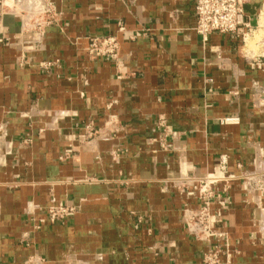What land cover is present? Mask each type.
Returning a JSON list of instances; mask_svg holds the SVG:
<instances>
[{
  "label": "crops",
  "instance_id": "0c3cea01",
  "mask_svg": "<svg viewBox=\"0 0 264 264\" xmlns=\"http://www.w3.org/2000/svg\"><path fill=\"white\" fill-rule=\"evenodd\" d=\"M6 1L0 264H203L223 241L184 221L202 181H173L264 168V0H243L245 38L201 37L192 0H42L50 22ZM104 35L114 58L87 52ZM211 189L223 264H264V195L237 177ZM60 204L75 210L51 221Z\"/></svg>",
  "mask_w": 264,
  "mask_h": 264
},
{
  "label": "built area",
  "instance_id": "2783aa9c",
  "mask_svg": "<svg viewBox=\"0 0 264 264\" xmlns=\"http://www.w3.org/2000/svg\"><path fill=\"white\" fill-rule=\"evenodd\" d=\"M194 2V15L196 19L195 31L201 37H207L212 32L219 33H229L235 34L238 37L245 38L246 29L249 28V22L243 19V0H192ZM87 49L92 56L101 57L105 59L114 58L116 51L118 49L117 41L114 37L109 35L104 36H94L89 40ZM49 62H45L44 66H48ZM238 118L235 116L226 117L221 122H237ZM264 173V169L261 171ZM257 172H254V174ZM253 172H244L240 175L235 176L231 173H226L225 171L219 170L214 173H209L202 176V180L205 186L208 187L207 193L204 190H200V199L206 198V200L201 202L203 206L200 209L193 211L188 209L187 215L188 219L186 224L188 230L193 233L195 237L199 234V231L204 233L201 239L209 240L212 238L220 239L226 236L225 232H217L213 228V221L210 215V201L215 195L211 189L212 185L229 183L236 177L243 185L244 189L261 192V183H251L254 181L255 177ZM258 174L256 175V177ZM264 177V174L261 175ZM258 188V189H257ZM222 189V188H221ZM203 194V195H202ZM262 194V193H259ZM217 196V194L215 195ZM74 208L67 205H58L48 207V217L51 221L59 220L66 217L68 214L73 212ZM198 218L199 221L192 224V219ZM227 250V246L224 249L222 245H216L204 253L202 257L203 264H223L222 262V250Z\"/></svg>",
  "mask_w": 264,
  "mask_h": 264
},
{
  "label": "rangeland",
  "instance_id": "374dc122",
  "mask_svg": "<svg viewBox=\"0 0 264 264\" xmlns=\"http://www.w3.org/2000/svg\"><path fill=\"white\" fill-rule=\"evenodd\" d=\"M3 1H5V0H0V9H5V7H4V5H2V3H3ZM31 5H29V6H33L34 8H32V10H30L29 11V13L28 14H26V15H29V17H28V19H30L31 18V21H33V20H39V21H41L42 19H43V21L44 22H50V21H52L53 19H54V17H55V15H53V13L49 10V9H45V7H43V1L42 0H36L35 1V3H30ZM45 9V10H44ZM44 16V17H43ZM263 19V18H262ZM87 52L89 53V51H88V49H87ZM46 62H49V65L48 66H46V67H50L51 65H52V63L53 62H51V61H46ZM84 129L86 130V133L89 135V133H90V135H92L93 133H94V130H92V128H91V126L90 125H85L84 126ZM88 137H90V136H88ZM93 137V136H92ZM259 168H261V167H263V166H258ZM258 168V169H259ZM264 169V168H263ZM262 169V170H263ZM260 172H257V174H258V176L256 177V173L254 174V171H252L253 172V176L255 177V179H254V181L253 182H251V183H261V188H259V190L261 191V192H255V191H251V193L252 194H257V193H262V194H260V195H264V177H261V175H263L264 173H262L261 172V169L259 170ZM249 173H251V172H249ZM197 177V175H194V176H192V175H187V174H184V175H181L177 180H175V181H173L174 183H181V184H179L180 185V188H179V191H180V193L181 194H186V193H190V191H191V187L190 186H194L192 183H194V181H200V179L202 178V176H200V177H198V178H196ZM194 178H196V179H194ZM193 181V182H192ZM243 183V182H242ZM192 184V185H191ZM198 186V185H197ZM258 189V188H257ZM200 190H204V192H201V193H207L208 191L207 190H210V189H208V187L207 186H205V184H204V182L202 181L201 183H200V186H199V188H198V192L200 193ZM226 191V190H225ZM200 195V194H199ZM203 195V194H202ZM206 198L207 197H205V198H201L202 199V201L204 200H206ZM62 205H67V206H71L72 208H74L73 207V205H69V204H62ZM201 205L203 206V204L201 203ZM200 205V206H201ZM58 206V205H57ZM50 207H52V206H50ZM55 207V206H54ZM198 209H200V207H198L197 209H194L193 211H196V210H198ZM75 210V209H74ZM73 210V211H74ZM48 213V212H47ZM72 213V212H71ZM70 213V214H71ZM69 215V214H68ZM188 219V215L186 214V216H185V223H186V220ZM53 221H55V220H53ZM199 221V219L198 218H194V219H192V224H194L195 222H198ZM188 227V226H187ZM191 233V232H190ZM191 234H193V233H191ZM202 235L204 236V233L202 232V231H199V234L197 235V238H200L201 239V237H202ZM227 236H223V238H220V241H223V244H222V246H223V248L225 249L226 248V246H227V244H228V242H227V238H226ZM222 250V249H221ZM225 251V252H224ZM222 250V252H221V254H222V256L223 255H228L227 254V250ZM222 256H221V258H222ZM228 258V256L226 257V259Z\"/></svg>",
  "mask_w": 264,
  "mask_h": 264
},
{
  "label": "bare ground",
  "instance_id": "6f19581e",
  "mask_svg": "<svg viewBox=\"0 0 264 264\" xmlns=\"http://www.w3.org/2000/svg\"><path fill=\"white\" fill-rule=\"evenodd\" d=\"M7 1H8V0H7ZM7 1H6V2H7ZM24 1H26V0H24ZM34 1H36V0H27V2H29V5H31L30 3H34ZM8 2H9V1H8ZM18 2H19V4H20V1H18ZM3 3L5 4V2H3ZM22 4H23V3H22ZM24 4H25V3H24ZM27 4H28V3H27ZM29 5H26V7H28ZM30 7H31V6H30ZM30 7H29V8H30ZM29 8H28V9H29ZM262 18H263L262 21H263V23H264V10H263Z\"/></svg>",
  "mask_w": 264,
  "mask_h": 264
}]
</instances>
